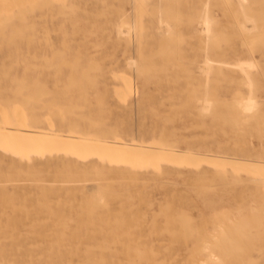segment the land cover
Returning <instances> with one entry per match:
<instances>
[{
  "label": "rangeland",
  "instance_id": "374dc122",
  "mask_svg": "<svg viewBox=\"0 0 264 264\" xmlns=\"http://www.w3.org/2000/svg\"><path fill=\"white\" fill-rule=\"evenodd\" d=\"M0 2V16H10L0 18V25H5L0 31V123L7 122L1 115H20L23 119L37 115L32 119L34 123L29 118L25 120V128L109 142L121 140L133 149L125 150L124 156L120 149V154L116 151L117 147L110 153L105 148L100 152H78L64 141L26 144L7 139L2 143L14 149L0 147V186L33 197L38 194L39 185L53 186L52 205L61 201L60 208H66V213L72 205L78 209L84 195L102 190L116 192L109 200V208L113 215L133 219L127 230L132 233L133 247L139 246V264H202L210 255L213 257L207 262L217 263V257L224 255L227 264H264V0H244L245 8L238 0ZM205 16H216L210 19V31L206 32ZM249 18L250 23L246 22ZM118 24V28L123 25L125 34L120 33L121 28L118 32ZM212 36H217L216 40L212 41ZM156 50L164 54L154 55ZM166 53L170 56L168 62ZM218 53L221 55L216 56ZM133 58L134 61L130 60ZM208 58L210 67L205 68ZM244 60L252 61L256 67H246L252 93L245 71L237 65ZM92 61L98 66L91 68ZM38 85L44 86H40L41 91ZM18 87L20 92L16 96ZM249 94L257 106L243 111L240 104ZM25 96L31 97L28 102L23 100ZM31 99H37L33 100L37 103ZM204 101L212 102L210 109ZM31 107L34 110L29 111ZM71 125L75 127L69 129ZM16 147H27L29 155L21 158ZM136 149L144 151L147 157L152 155L141 159L140 153L139 166L132 170L127 159ZM157 150L165 155L157 157ZM166 151H174L175 156ZM69 160H74L79 169L75 180H64L57 172ZM31 169L37 172L31 173ZM83 169L87 173L80 175ZM99 208L106 215L107 208ZM40 217L46 219L47 214ZM20 218L22 224L16 229L22 235L0 234V264L133 263L135 253L127 252L126 242L97 227L82 228L89 235L83 239L57 240L50 222L27 233L34 229L30 223L34 217L23 213ZM223 237L228 246L235 243L239 247L238 251L230 250L234 256L225 252L232 247L225 250ZM204 240L210 243L209 250H200L206 245ZM214 241L221 243V247L211 246Z\"/></svg>",
  "mask_w": 264,
  "mask_h": 264
},
{
  "label": "bare ground",
  "instance_id": "6f19581e",
  "mask_svg": "<svg viewBox=\"0 0 264 264\" xmlns=\"http://www.w3.org/2000/svg\"><path fill=\"white\" fill-rule=\"evenodd\" d=\"M24 1V0H23ZM31 1V0H30ZM238 1H241V2H239L240 4V6H242L243 4H242V1H244V0H238ZM14 2V1H13ZM102 2H103V0H102ZM1 3V2H0ZM37 3V2H36ZM72 3V2H71ZM71 3L69 4V5H71ZM179 3V2H178ZM32 4V3H31ZM30 4V5H31ZM216 5V4H215ZM214 5V6H215ZM213 6V5H212ZM72 7V6H71ZM18 8H20V7H18ZM22 8H24V7H22ZM30 8H33L32 6L30 7ZM67 8V7H66ZM242 8H245V5H244V7L242 6ZM1 9V8H0ZM25 9V8H24ZM73 9V8H72ZM162 9V8H161ZM166 9H167V7H166ZM20 10V9H19ZM26 10V9H25ZM29 10V9H28ZM32 10V9H31ZM157 10V9H156ZM156 10H154V11H156ZM164 11H165V9H163ZM242 10H245V9H242ZM252 10V9H251ZM60 11V10H59ZM159 11H160V9H159ZM162 11V10H161ZM227 11H229V10H227ZM157 12V11H156ZM163 12V11H162ZM161 12V13H162ZM253 12V11H252ZM251 12V13H252ZM165 13V12H164ZM163 13V14H164ZM170 13H174V12H170ZM176 13V12H175ZM225 13V12H224ZM243 13H244V11H243ZM247 13V12H246ZM254 13H256V12H254ZM62 14V13H61ZM63 14H65V13H63ZM160 14V13H159ZM168 14V13H167ZM245 14V13H244ZM7 16H4V15H2V16H0V18H3V16L4 17H7V18H9L10 16L8 15V14H6ZM18 15V14H17ZM20 15H23V14H20ZM66 15V14H65ZM171 15V14H170ZM225 15V14H224ZM56 16V15H55ZM176 16V15H175ZM178 16V15H177ZM17 17H20V16H17ZM52 17V16H51ZM160 17V16H159ZM178 17H180V16H178ZM213 17V16H212ZM212 17H210V19L212 18ZM216 16H214L213 17V19L215 18ZM261 18H262V16H260ZM263 17H264V15H263ZM124 18V17H123ZM198 18V17H197ZM202 18V17H201ZM231 18H233V17H231ZM245 18H247V17H245ZM244 18V19H245ZM254 18V17H253ZM21 19H23V18H21ZM122 19V18H121ZM209 19V17L208 16H205V18H204V22H205V24H206V26H204L205 28V32H206V30H208L209 29V24H211V20H213V19H211L210 20ZM262 19H264V18H262ZM2 21H3V19H2ZM166 21V20H165ZM164 21V22H165ZM249 21H252V18H249V20L248 21H246V22H249ZM193 22V21H192ZM166 24H167V22H165ZM230 23V22H229ZM243 23H245V22H243ZM250 23V22H249ZM248 23V24H249ZM254 23V22H253ZM259 23V22H258ZM258 23H256V24H258ZM121 24H123L124 25V23H121ZM127 24V23H126ZM129 24V23H128ZM161 24V23H160ZM169 24V23H168ZM200 24V23H199ZM202 24V23H201ZM200 24V25H201ZM235 24V23H234ZM255 24V23H254ZM254 24H252V26H254L253 28H255L256 26L254 25ZM122 25V26H123ZM165 25V24H164ZM170 25V24H169ZM245 25V24H244ZM5 25L4 24H2V25H0V31L2 30L1 28L2 27H4ZM31 26V25H30ZM118 26H120L119 24L117 25V28H118ZM122 26L121 27H119V28H121L122 29V32H120V33H124L125 34V32H123V28H122ZM126 26V25H125ZM163 26V25H162ZM171 26V25H170ZM225 26V25H224ZM251 26V27H252ZM60 28V27H59ZM118 28V32L121 30V29H119ZM147 28V27H146ZM169 28H171V27H168L167 29L169 30ZM244 28H246V27H244ZM159 29V28H158ZM161 29V28H160ZM165 29H166V27H165ZM247 29V28H246ZM249 29V28H248ZM163 30V29H162ZM177 30V29H176ZM179 30V29H178ZM202 30H203V28H202ZM174 31H175V29H174ZM209 31H210V29H209ZM217 31V30H216ZM216 31H215V33H216ZM219 31V30H218ZM235 31V30H234ZM160 32V31H159ZM168 32V31H167ZM170 32V31H169ZM204 32V31H203ZM141 33V32H140ZM207 33H209V32H207ZM218 33H220V32H217V34ZM249 33H250V31H249ZM167 34V33H166ZM180 34V33H179ZM211 34H212V32L210 33V36H211ZM228 34V33H227ZM208 35V34H207ZM221 35V37H222V35L223 34H220ZM219 35V36H220ZM230 35V34H229ZM228 35V36H229ZM232 35H234V34H232ZM140 36V35H139ZM226 36V35H225ZM32 37V36H31ZM170 37H171V35H170ZM174 37V36H173ZM214 36H212V41L215 39L216 40V37L217 36H215V38H213ZM220 37V38H221ZM30 38V37H29ZM130 38V37H129ZM129 38H127V39H129ZM191 38H192V36H191ZM208 38V37H207ZM206 38V39H207ZM220 38H219V40H220ZM225 38V37H224ZM227 38V37H226ZM225 38V39H226ZM126 39V40H127ZM163 39V38H162ZM173 39L174 38H172L171 39V43H172V41H173ZM175 39H178V38H175ZM224 39V40H225ZM258 39V38H257ZM125 40V39H124ZM165 40V39H164ZM164 40L162 41V42H164ZM208 40V39H207ZM218 39H217V41L216 42H218L219 41ZM251 40V39H250ZM178 41V40H177ZM204 41H206V40H204ZM203 41V42H204ZM221 41V40H220ZM226 41V40H225ZM131 42V41H130ZM167 42H169V40L167 41ZM175 42V41H174ZM215 42V43H216ZM228 42V41H227ZM63 43V42H62ZM129 43V42H128ZM176 43V42H175ZM207 43V42H206ZM212 43V42H211ZM244 43V42H243ZM262 43V42H261ZM264 43V42H263ZM217 44L218 43H216V46H217ZM166 45H167V43H166ZM219 45H220V43H219ZM1 46V45H0ZM215 46V47H216ZM246 46V45H245ZM257 46V45H256ZM29 47V46H28ZM52 47V46H51ZM220 47V46H219ZM161 48V47H160ZM160 48H159V50H160ZM201 48V47H200ZM199 48V49H200ZM162 51L164 50V48H162L161 49ZM180 50V49H179ZM201 50V49H200ZM202 50H203V48H202ZM57 51H59V50H57ZM56 51V52H57ZM162 51H160V53L159 52H157V50H156V53L154 52V55H156V54H164ZM220 51V50H219ZM56 52L55 53H53L54 55L56 54ZM162 52V53H161ZM175 52H176V50H175ZM180 52V51H179ZM60 53V51L59 52H57V54H59ZM124 53H125V51H124ZM150 53H152V52H150ZM167 54V53H166ZM166 54L165 55H162L161 57H165L166 56ZM180 54H181V52H180ZM35 55V54H34ZM143 54H141V56H142ZM217 55H221V54H216V56ZM172 56V55H171ZM54 57V56H53ZM140 57V56H139ZM151 57V56H150ZM167 62H168V59H169V55L167 54ZM143 58V57H142ZM47 61H48V58L46 57L45 58ZM148 59H150V58H148ZM161 59H164V58H161ZM213 59V58H212ZM75 60H77V59H75ZM130 60H132V61H134L135 59L133 58V59H130ZM130 60H128V61H130ZM65 61V60H64ZM159 61V60H158ZM169 61H170V59H169ZM174 61H176V59L174 60ZM205 61H208L207 63H208V65H206L205 66V68H207V66H209L210 67V59L208 58L207 60H205ZM76 62V61H75ZM93 62L94 61H92L91 63V65L90 66H92L91 68H93L94 66L96 67V66H98V63L97 62H94V63H97V64H93ZM131 62V61H130ZM136 62V61H135ZM135 62H132V63H135ZM165 62V61H164ZM212 62V61H211ZM129 63V62H128ZM179 63V62H178ZM205 63V62H204ZM214 63V62H213ZM136 64V63H135ZM180 64V63H179ZM179 64H178V66H176V65H174V66H176V67H178L179 68ZM218 64H220L221 65V63H218ZM224 64V63H223ZM68 65H70V63L68 64ZM94 65V66H93ZM134 65V64H133ZM133 65H131L132 67H133ZM239 67H240V69L242 68L244 71H245V75H246V77H247V79H249L248 80V84L251 86L252 85V80L250 79V74L248 73V72H246V67H255L254 66V64H253V62L252 61H248V60H244V61H239L238 62V64H237ZM35 66V65H34ZM33 66V67H34ZM89 66V67H90ZM151 66V65H150ZM165 66V65H164ZM173 66V67H174ZM183 65H181V67H182ZM219 66V65H218ZM228 66H232V65H228ZM88 67V68H89ZM135 67V66H134ZM153 67V66H152ZM161 67H162V65H161ZM233 67V66H232ZM237 67V66H236ZM27 68V67H26ZM25 68V69H26ZM72 68H74V67H72ZM146 68H148V66L147 67H145L144 69L145 70H147ZM154 68V67H153ZM238 68V67H237ZM256 68V67H255ZM138 69V68H137ZM183 69V68H182ZM209 69H211V68H209ZM215 69V68H214ZM251 69V68H250ZM72 70V69H71ZM88 71L90 70V69H87ZM87 70L86 71H84L83 73H85V75H84V77H87L86 76V74L88 73L87 72ZM92 70V69H91ZM141 70V69H140ZM161 70V69H160ZM167 70H168V68H167ZM132 71V70H131ZM186 71V70H185ZM208 71H210V70H207V72L206 73H209ZM216 71H218L217 72V74L219 73L220 74V70L218 69V70H216ZM242 71V70H241ZM146 72V71H145ZM215 72V71H214ZM213 72V73H214ZM182 73H183V71H182ZM204 73V72H203ZM206 73H204V74H206ZM244 73V72H243ZM141 74H143V73H141ZM83 75V74H82ZM209 74H207V76H208ZM98 76V75H97ZM178 76V75H177ZM169 77V76H168ZM209 77V76H208ZM207 77V78H208ZM226 77V76H225ZM15 78V77H14ZM17 78V77H16ZM89 78V77H88ZM95 78V77H94ZM135 78V77H134ZM70 79V76L68 77V81H69V83H70V81H72L71 79ZM93 79V78H92ZM14 80V79H13ZM12 80V81H13ZM120 80V79H119ZM24 81V80H23ZM208 81V80H207ZM241 81H242V79H241ZM241 81L239 80L238 82L239 83H241ZM244 81V80H243ZM17 82H19V81H17ZM88 82V81H87ZM15 83V82H14ZM34 83H36V81L34 82ZM127 83V82H126ZM28 84V83H27ZM26 84V85H27ZM40 84V83H39ZM17 85H18V83H17ZM206 85H208V83H206ZM246 85V84H245ZM41 87L43 86V85H40ZM40 86L38 85V87H39V89H40V91H41V88H40ZM56 86V85H55ZM37 87V88H38ZM44 87V86H43ZM21 88H23L22 87V84H21ZM20 88V89H21ZM26 88V87H25ZM250 88V91L252 90L251 88H252V86L251 87H249ZM16 89H18V90H16ZM15 90H16V96L17 95H19V94H17V93H19L20 92V90H19V87L18 88H16ZM38 89V90H39ZM15 90H14V93H15ZM195 90V89H194ZM205 90H207V88L205 89ZM211 91H213L212 89H210ZM17 91H19V92H17ZM40 91H38V93L40 92ZM82 91V90H81ZM128 91V90H127ZM126 91V92H127ZM186 91V90H185ZM196 91V90H195ZM129 92V91H128ZM170 92V91H169ZM193 93V92H192ZM205 93H207V91H205ZM251 93H252V91H251ZM250 93V94H251ZM40 94V93H39ZM39 94H37V96L36 97H34V99L35 98H37L38 96H39ZM240 94V93H239ZM249 94V96H248V98H246L245 99V101H243L241 104H240V108L241 109H243V111L244 110H249V111H251V110H253V109H255V107L257 106L256 104H257V102L255 101V98L252 96V95H250ZM29 95H31V94H29ZM42 95V94H41ZM40 95V97H42ZM206 95V96H205ZM241 95V94H240ZM239 95V96H240ZM122 96V95H121ZM204 96L207 98V94H204ZM191 97V96H190ZM205 97H204V100H207V99H205ZM23 98V97H22ZM26 98V99H25ZM28 98H31V97H24L23 98V100L25 101L26 100V102H28ZM54 99H53V101L55 100V97H53ZM121 98V97H120ZM10 99V98H9ZM15 99L16 98H14L13 100L15 101ZM33 99V100H34ZM23 100H21V102L20 103H22V104H26V102H24ZM32 100V99H31ZM32 100V102H34V101H36V100H34L33 101ZM38 100H39V98H38ZM99 100V99H98ZM241 100V99H240ZM7 101V100H6ZM88 101V100H87ZM199 101V103H202L200 100H198ZM5 102V101H4ZM8 102H9V100H8ZM24 102V103H23ZM30 102V101H29ZM205 102V101H204ZM233 102V101H232ZM231 102V103H232ZM6 103V102H5ZM4 103V104H5ZM35 104L37 103V102H34ZM49 103H51V101H49ZM55 103V102H54ZM207 103V101L204 103V104H206ZM210 103H212V102H210L209 101V103H207V107H208V109H210L211 107L209 106L210 105ZM234 103V102H233ZM44 104V103H43ZM48 104V103H47ZM70 104H71V100H70ZM229 105H230V103H229ZM235 106H236V103L234 104ZM1 106V105H0ZM78 106V105H77ZM182 106V105H181ZM226 106V105H225ZM230 106H232V104L230 105ZM243 108H242V107ZM202 107V106H201ZM8 108H9V106H8ZM21 108V107H20ZM70 108H72V107H70ZM78 108V107H77ZM80 108V107H79ZM203 108H206L205 107V105H204V107ZM214 108H215V106H214ZM1 109H2V107H1ZM0 109V110H1ZM5 109V108H4ZM32 109L34 110V108H30V110L29 111H32ZM70 110V109H69ZM199 112L201 113V109H200V107H199ZM205 110H207V108L205 109ZM232 110V109H231ZM21 111H22V109H21ZM236 111V110H235ZM234 111V112H235ZM202 112H203V109H202ZM11 113V112H10ZM20 112L18 111V114H19ZM51 113H54V112H51ZM58 113V112H57ZM56 113V114H57ZM206 113V112H205ZM207 113H209V112H207ZM52 115V114H51ZM224 115V114H223ZM20 115H11V114H8L7 116H3V115H1V118H2V120H5V121H7L6 123H4V124H2V123H0V147H2V148H4V149H6V150H10V151H13V149L14 148H12L11 149V147H8V145L7 144H4V143H2V142H6L7 141V139H13V140H22V141H24L26 144H27V142L28 141H36V142H38V141H43V142H51V143H53V142H56V141H64V142H67L68 143V145L70 146V147H72L71 149L72 150H74V151H78V152H83V151H86V152H90V150H93V151H96V152H100L101 150H103L104 148L105 149H107V150H109L108 152L110 153L112 150H113V148H115V147H117V152H118V150L120 149V151H121V153H122V155L124 154V156H126L125 154V150H127L126 152H128V150L130 151V149L131 148H129V146H126L127 144L125 143H123V142H121V140L120 139H118V140H120V141H115V142H109L107 139H103V138H93V137H86V136H80V135H74V134H70V135H63V134H61V133H57V132H41V131H33V130H31V129H27V128H25V126H27V124L25 123V120L27 119V118H29V121H30V119H31V123H34V122H32V119H36L37 118V115L35 116V115H32V116H29V117H27V118H21V117H19ZM15 120H14V119ZM248 118V117H247ZM243 119H240V121H242ZM10 121H12V122H14V123H10L9 124V122ZM34 121V120H33ZM38 123H39V121H37ZM48 122H50L51 123V121L49 120ZM234 122V121H233ZM236 123V121L234 122V124ZM260 123V122H259ZM13 124H15V125H13ZM236 125V124H235ZM72 126L73 125H71V128H70V126H69V129H73L72 128ZM73 127H75V126H73ZM201 127V126H200ZM257 127H258V124H257ZM254 131H258L257 129L256 130H254ZM116 132V131H115ZM263 133H264V131H263ZM258 134H259V132H258ZM103 136V135H102ZM106 136V135H105ZM162 136V135H161ZM165 136V135H164ZM163 137V136H162ZM154 140V139H153ZM156 141V140H155ZM157 142V141H156ZM164 143V142H163ZM228 143V142H227ZM114 144V145H113ZM153 144H155L154 143V141H153V143H151V145H153ZM157 144H159V142L157 143ZM14 145V144H13ZM135 145V143L133 144V146ZM137 145V144H136ZM123 146V147H122ZM132 146V144H131V147L132 148H134ZM154 146V145H153ZM157 146V145H156ZM159 146V145H158ZM237 146V145H236ZM19 147V146H18ZM18 147H16V150H20L21 151V155H20V157L22 158V157H24V156H27V155H29L28 154V149H27V147H25V148H18ZM118 147H122L123 149L121 150V148H118ZM137 147L139 148V144L137 145ZM136 147V148H137ZM143 148H145V146L143 147ZM149 148H152V147H149ZM148 148V149H149ZM163 148V147H162ZM162 148H160V149H162ZM141 149H142V147H141ZM154 150H156L155 148H153ZM159 149V150H160ZM164 150H166L165 148H163ZM131 150H133V149H131ZM143 150V149H142ZM145 150H147V148L145 149ZM150 150V149H149ZM159 150H157V151H159ZM169 150H171V149H169ZM173 150V149H172ZM175 150V149H174ZM105 151V150H104ZM115 150H114V152H116ZM141 151V150H140ZM148 151V150H147ZM150 151H152V150H150ZM156 151V152H157ZM160 151H162V150H160ZM159 151V152H160ZM168 151V150H167ZM166 151V152H167ZM124 152V153H123ZM131 152V151H130ZM144 151H141V152H139V149H136V150H134V155L133 156H131V158L130 159H127L129 162H130V164H131V166H132V170H135V168L133 167V166H139V154L140 153H142L143 155H141V159H143V158H145V157H147L146 155H144V153H143ZM159 152H157V153H155L154 152V154H156L157 155V157H158V155L160 154V155H165V153L163 154V153H159ZM162 152H164V151H162ZM169 152V151H168ZM167 152V153H168ZM171 152H173V153H171ZM170 152V154H172L173 156H175V153H174V151H171ZM175 152H177V151H175ZM179 152V151H178ZM185 152V151H184ZM187 152V151H186ZM119 153V152H118ZM117 153V154H118ZM193 153V152H192ZM120 154V153H119ZM130 154V153H129ZM147 154V153H146ZM149 154V153H148ZM153 154V155H154ZM169 154V153H168ZM169 154V155H170ZM182 154V153H181ZM187 154V153H186ZM197 154V153H196ZM150 155H152V154H150ZM150 155L148 156V157H150ZM177 155H179V153L177 154ZM188 155V154H187ZM189 155H191V154H189ZM194 155V154H193ZM171 156V155H170ZM181 156H184V155H181ZM186 156V155H185ZM195 156V155H194ZM198 156H202V155H198ZM207 156V155H206ZM213 156V155H212ZM147 157V158H148ZM172 157V156H171ZM205 157V156H204ZM207 157H209V156H207ZM224 157V156H223ZM212 159H213V157H211ZM150 159V158H149ZM204 159V158H203ZM205 159H207V158H205ZM221 159V158H220ZM109 160V159H108ZM208 160V159H207ZM209 160H211L210 159V157H209ZM208 160V161H209ZM214 160H216V158L214 159ZM227 160V159H226ZM141 161V160H140ZM219 161V160H218ZM218 161H217V163H218ZM248 161V160H247ZM209 162H212V161H209ZM215 162V161H214ZM237 162V161H236ZM152 163H154V159H153V162ZM151 163V164H152ZM229 163H230V161H229ZM219 164L221 165L222 163H220L219 162ZM234 164V163H233ZM237 164V163H236ZM239 164H243V163H239ZM246 165V164H245ZM66 166V167H65ZM234 166H235V164H234ZM243 166H244V164H243ZM242 166V167H243ZM248 166H250L251 167V165H249L248 164ZM249 167V168H250ZM253 167V166H252ZM251 167V168H252ZM256 168L258 167V166H255ZM263 167V166H262ZM134 168V169H133ZM157 168V167H156ZM154 169V168H153ZM253 169V168H252ZM251 169V170H252ZM259 169H260V171H261V168H260V166H259ZM32 171H31V173H36L37 171L35 170V169H31ZM137 170V169H136ZM30 171V170H29ZM264 171V170H263ZM2 171H0V173H1ZM57 172H61V176L62 177H64L65 179L64 180H75L76 178H77V176H78V174H79V169H78V167L76 166V162L74 161V160H69L68 161V163H65L64 165H62V167L60 168V171L58 170ZM262 172V171H261ZM10 173V172H9ZM83 173H87V169H83L81 172H80V175H82ZM263 173V172H262ZM28 174V173H27ZM134 174V173H133ZM9 175V174H8ZM132 175V174H131ZM264 175V174H263ZM133 176V175H132ZM81 179V178H80ZM40 180V179H39ZM249 181V180H248ZM37 182H38V179H37ZM93 187V186H92ZM38 189H39V192H38V194L36 195V196H31V194L29 195L28 193H23V194H19V193H16V192H9L8 190H7V188H5V187H2V186H0V205H8V208H0V234L1 235H4V236H9V237H14V236H19L20 234L22 235V233H21V231H19V230H17L16 228L20 225V224H22V219L20 218V216L23 214V213H26L27 215H29V216H33L34 218H32V220H31V226H32V228H34V229H32V230H30L29 232H27V233H34V232H36L35 231V226H40V225H42V224H45V222L46 221H48V222H50V224L52 225V227H54L55 228V230H51V232L52 233H54V235H55V237L57 238V240L59 239V240H62V239H66V238H81V239H83V238H85V237H87V236H89L88 234H87V232H88V230H86V232H82L81 231V229L82 228H89V227H97V229H99V230H101V231H105V232H107V233H110L111 235H113L114 236V238L115 239H122V241L121 242H123V243H125L126 242V245H127V247L125 248L126 250H127V252L129 253V254H131V253H135L134 254V259H133V263L132 264H139V262L141 261V258H140V261H138L139 260V246H134L133 247V238H132V233H131V231H128L127 230V228L131 225V222H133V219H130V218H128L126 215H122V214H119V215H113V212L111 211V209L109 208V200L112 198V197H114V196H116L117 195V193L116 192H112V191H108V192H106L105 190H102L100 193H93V194H91V195H84V198H83V200L79 203V207H78V209H74V208H76L74 205H72V206H70V208L68 209V212L69 213H66V208H60V204L62 203L61 201H57V205L56 206H54V205H52V201L50 200V194H51V192H52V190H53V186H49V187H46V186H38L37 187ZM89 188L90 187H88L87 188V190H89ZM106 188V187H105ZM103 189H104V187H103ZM263 199V198H262ZM76 201V200H75ZM245 201V200H244ZM68 201H65L64 202V204H68L67 203ZM28 205H33V207H27ZM71 205V204H70ZM10 206V207H9ZM99 206H105V208H107L106 209V211H105V214L106 215H103L102 213H101V209L99 208ZM263 206V205H262ZM262 208V207H261ZM119 212H121V211H119ZM42 213H46L47 214V217H46V219H43V218H41L40 217V214H42ZM117 213V212H116ZM225 213H226V211H225ZM228 213H229V211H228ZM227 213V214H228ZM158 214H159V212H158ZM224 214V213H223ZM178 216V215H177ZM184 216H186V215H184L183 214V220H184V222L186 221V217L184 218ZM227 216V215H226ZM260 216H262V215H260ZM181 217V218H182ZM218 217V216H217ZM260 218H262V217H260ZM228 219V218H227ZM257 219V218H256ZM173 220H174V218H173ZM191 220V219H190ZM218 220H219V218H218ZM229 220V219H228ZM254 220H255V218H254ZM72 221H74V222H76L75 224H71L72 223ZM189 221V220H188ZM256 221V220H255ZM153 222V221H152ZM242 222V221H241ZM47 223V222H46ZM240 223V222H239ZM245 223V222H244ZM243 225V224H242ZM217 226V225H216ZM220 226V225H219ZM237 226V225H236ZM59 227V228H58ZM182 227V226H181ZM186 227V226H185ZM1 228H5V229H1ZM195 228V227H194ZM217 228H221V227H217ZM232 228V227H231ZM182 229V228H181ZM190 229V228H189ZM188 229V231L185 229V231H187V232H189L190 230ZM223 229V228H222ZM224 230V229H223ZM222 230V231H223ZM231 230V229H230ZM193 232H194V230H192ZM226 232H228V231H226ZM226 232H224L223 234H226ZM182 233V232H181ZM230 233H231V231H230ZM40 234V233H39ZM222 234V233H221ZM199 235V234H198ZM235 235V234H234ZM219 236H221V235H219ZM223 236V235H222ZM227 236V235H226ZM189 237V236H188ZM218 237V236H217ZM186 238V237H185ZM215 238V237H214ZM213 238V239H214ZM222 238V237H221ZM235 238V237H234ZM217 239V238H216ZM215 239V240H216ZM225 238L223 237V241L224 242H226V240H224ZM218 240H219V242H221L220 241V239L218 238ZM217 240V241H218ZM232 240V239H231ZM221 242L222 244H224L223 246H225L224 248H225V250L229 247V248H231V249H227L225 252L226 253H228L230 250H233V249H236V247H238V246H234V245H236L235 243L233 244V246H234V248H233V246H232V244L230 245V246H228V241L226 242V243H224V242ZM236 241V240H235ZM234 241V242H235ZM239 241V240H238ZM218 242V244H217V242H215L214 241V244L213 245H211V246H215V247H221V245L219 246V244H221V243H219ZM58 243V242H57ZM206 244V245H202V244ZM203 243H201V248H200V250L202 249L203 251H205V250H207L208 249V246L210 245V243L208 242H206L205 240L203 241ZM233 243V242H232ZM240 243V242H239ZM103 244H104V242H103ZM113 244V243H112ZM115 244V243H114ZM208 244V245H207ZM217 244V245H216ZM227 244V245H226ZM227 246V247H226ZM52 247V246H51ZM97 247H100V246H97ZM213 247H211V248H213ZM214 247V248H215ZM241 247V246H240ZM102 248V247H101ZM124 248V247H123ZM194 248V247H193ZM199 248V246L198 247H196V249H198ZM204 248V249H203ZM224 248H222L221 250H223V252H224ZM239 248V247H238ZM243 248V247H242ZM195 249V248H194ZM195 249V250H196ZM219 249V248H218ZM105 250H107V248L105 249ZM152 250V249H151ZM199 250V251H200ZM209 250V249H208ZM237 250V249H236ZM236 250H234V251H236ZM238 251V250H237ZM242 251V250H241ZM141 252L142 251H140V254H141ZM221 252V251H220ZM231 252V251H230ZM228 253V255L230 254V256H232L233 254H232V252L231 253ZM152 253H154V252H152ZM199 253V252H198ZM195 254V253H194ZM212 254H214V253H212ZM237 254V253H236ZM240 254V253H239ZM127 256H128V254H127ZM234 256V255H233ZM212 255H210V257L209 258H207V260L208 259H212ZM129 258V257H128ZM218 258V260H219V263H218V260H217V263H215V260H213V261H209V262H207V260L206 261H202V262H205V263H202V264H210V263H214V264H227L226 263V257L223 255L222 257H217ZM101 259H102V257H101ZM222 259H223V261H222ZM225 260V261H224ZM237 260V259H236ZM129 261V260H128ZM163 261V260H162ZM131 262V261H130ZM159 263H162V262H159ZM12 264V263H11ZM199 264V263H198Z\"/></svg>",
  "mask_w": 264,
  "mask_h": 264
}]
</instances>
